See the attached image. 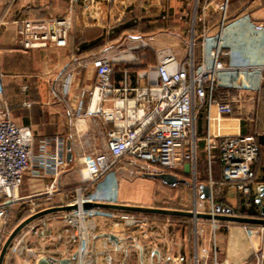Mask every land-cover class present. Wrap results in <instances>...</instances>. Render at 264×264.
I'll return each mask as SVG.
<instances>
[{
	"label": "built area",
	"instance_id": "obj_1",
	"mask_svg": "<svg viewBox=\"0 0 264 264\" xmlns=\"http://www.w3.org/2000/svg\"><path fill=\"white\" fill-rule=\"evenodd\" d=\"M228 2L225 0L220 6L222 14L214 36L206 27L205 14L210 3L203 7L198 59L193 52L195 38L188 45L186 56L181 58L170 47L154 49V35H130L119 57L113 55L110 47L87 60L75 61L77 66H91L97 79L93 86L81 89L77 105L72 107L73 130L80 148L77 156L85 176L66 194L59 191L56 182L67 167L65 140L55 136L48 148L47 140L37 139L29 126L15 123L11 106L4 98L3 74L0 73V238L11 210L23 199L32 201L27 217L52 206H76L44 215L25 226L9 245L4 264L9 256L24 253L32 256L34 264L41 257H46L49 264H60L64 258L70 259L69 264H128L134 252L143 250L141 241L148 230L167 231L171 217L168 215L161 220L157 214L85 207L87 203L118 202L105 190L95 188L99 183L104 185L113 173L129 180L156 173L185 178L184 174L191 171L194 173L191 186L195 201L203 206L208 204L205 209L198 205L193 209L215 214L213 191L217 181L213 171L218 161L220 181L235 185L248 204L261 159L258 137L261 134L255 96L243 90L232 95L221 83L222 72L228 70V51L223 40ZM72 26V11L60 16L24 18L17 22V42L24 49L64 47ZM263 28L264 22L255 24L256 30ZM192 32L195 34V20ZM119 47L121 45L116 48ZM149 48L155 51L156 62L134 70L132 67L141 63L140 58L146 57ZM74 69L65 74L62 97L71 91ZM117 71L121 73L118 80ZM235 85L239 82H231L228 87ZM258 85L254 88L256 93ZM201 112H204L205 123L200 136ZM245 121L252 124L251 131H244ZM99 122L105 127L99 133L100 150L87 152L85 145L90 141H83L81 137L87 136L92 126H98ZM37 142H41L42 149L35 160L33 149ZM201 143L206 158L204 183L211 192V197L206 199H199L201 181L197 177ZM28 171L35 176L50 173L54 178L44 192L22 197L19 190ZM262 184L264 182L256 184V194ZM208 221L211 247L200 253L196 241L195 264H219L215 233L223 221ZM197 223L194 221L195 228ZM243 226L252 241L263 236V246L255 245L253 253L254 264H262L264 226ZM49 242H60L64 246L51 250L47 246ZM183 260V256L172 259L174 264Z\"/></svg>",
	"mask_w": 264,
	"mask_h": 264
},
{
	"label": "crops",
	"instance_id": "obj_2",
	"mask_svg": "<svg viewBox=\"0 0 264 264\" xmlns=\"http://www.w3.org/2000/svg\"><path fill=\"white\" fill-rule=\"evenodd\" d=\"M132 1L134 0H78L76 2L69 0H0V73L3 74L4 98L11 106L15 123L29 126L37 139L47 140L48 148L51 147L52 139L55 136H61L65 140L67 167L56 180L61 193L66 194L85 176L84 167L77 156L80 148L76 144L77 140L75 139L77 137H75L73 130L71 112L72 107L77 105L81 89L93 86L97 79L96 72L91 66L87 68L77 66L75 61L87 60L110 47H112L110 51L114 53V46H111L114 41H110L108 44L105 40L109 32L107 30L115 25V21L119 22V18L116 19V13L125 15L132 11L131 8L134 3ZM157 1H159L158 6L161 11L160 19L167 18L169 20L173 18L172 14L174 15L176 11L174 8L175 0H167L166 3L165 0ZM224 1L198 0L194 19L195 38L198 47L203 29V22L200 19L203 15V7L207 2L210 3L205 14L206 27L209 34L214 36L218 31L221 19L220 6ZM260 8H264V0H229L228 2L227 22L223 33L224 44L228 51L226 58L228 70L222 72L220 79L224 88H228L232 95H237L241 90L252 94L253 88H256L258 83L256 72L264 68V28L262 30L255 29V24L264 22V18L253 17V14ZM69 11H72L73 14V26L66 46L24 49L18 45L17 22L19 20L60 16ZM101 42H103L102 46ZM200 53L199 47L198 54L194 53L196 59L200 57ZM177 54L181 58L186 56H181L178 52ZM73 67L75 69L71 91L67 96L62 97L65 74ZM115 75L118 80L121 73L117 71ZM231 82H239V85L229 88ZM235 107L237 108V106ZM102 128L105 127L102 122H99L98 126H92V131L87 136L81 137L83 141H90L85 145L87 152L100 150L102 139L99 133ZM243 128L244 131H251L252 124L245 121ZM68 140L72 142V160L67 159ZM41 149V142H37L33 149L35 160L40 155ZM79 164L81 168L77 171L73 170V167ZM27 176L31 177L32 182H39L41 193L54 178L50 173H41L40 176H35L30 171L26 172L24 180ZM213 176L217 181L215 185L219 187L218 193L220 194L218 195H222L230 206L237 207L241 192L235 185L220 181V165L219 168L214 165ZM205 178L206 175L201 183L206 181ZM118 179L123 180L119 178L117 173H113L111 180L114 181L115 186L110 187L107 181L102 186L99 183L98 187L95 188L105 190L109 196L118 202L138 204L129 192H124V189L116 187ZM259 182V177H257L252 185L254 198L256 196V184ZM179 185L167 186L174 188ZM188 186L192 188L191 185ZM230 188L237 191L238 195L235 201L228 197ZM191 192L193 193V190ZM199 199H201L200 196ZM148 206L166 207L150 204ZM205 206L208 205L205 204ZM168 208L190 210V208L185 209L184 207ZM157 215L161 220L168 216ZM170 217L167 231L160 230V228L148 230L147 235L141 241L143 250L134 252L128 260V264H174L172 259L179 256H183L184 260L177 262V264H195L196 239L192 228L194 220L183 216ZM183 222L190 224V230H183ZM198 226L202 228L197 239L198 249L200 253L203 249L209 251L212 235L208 219H199ZM215 235L219 264H254V247L255 245L263 246V236L260 235L252 241L247 236L243 223L223 221ZM47 246L54 250L57 246L63 248L64 244L49 242ZM16 260L17 264H34L32 256L26 253L16 257Z\"/></svg>",
	"mask_w": 264,
	"mask_h": 264
},
{
	"label": "rangeland",
	"instance_id": "obj_3",
	"mask_svg": "<svg viewBox=\"0 0 264 264\" xmlns=\"http://www.w3.org/2000/svg\"><path fill=\"white\" fill-rule=\"evenodd\" d=\"M166 1L167 0H165V3ZM132 2H134L131 8L132 11L127 12L125 15L116 13V19L119 18V22L115 21V25H112L109 30H107L109 32L105 40L108 42V44L110 41H114L112 43L114 45L111 44V46H114L113 55L119 57L121 54H123L120 51L123 52V49H125L123 48V45L126 44V41H128L127 37L130 35H154V49L159 47H170L178 52L181 56L187 54L188 45H190L192 39L196 36V34L192 32L191 27L193 20L196 17L198 0H175L174 8L176 11L174 15L172 14L173 18L169 20L167 18L163 20L160 19L161 11L160 7L158 6L159 1L157 0H134ZM253 17L263 19L264 8H260L258 11H256L253 14ZM119 45H121V47L116 48ZM193 52L195 54H198L199 52L198 42L196 40ZM140 61L141 63H138L132 67L134 70H141L147 66V64L154 63L156 61L155 51L149 48L146 51V57L140 58ZM256 74L258 75V92L256 93V89L254 88L251 90L254 96L256 94L255 99L257 102V109L260 107V113L262 116H264V70L256 72ZM200 146L201 148L197 158V177L199 181H201L205 176L206 159L205 153L202 149V144H200ZM261 157L264 165V147L262 149ZM79 168H81L80 164L74 166L73 170L77 171ZM143 177L122 181L118 179L116 182V187L119 189H124V192H129L131 197H134V201L142 205L150 204L166 207H184L185 209L190 208V210H192L196 205H198L200 209H205L204 207H206L201 205L200 202L195 201L194 195L191 192L192 188L188 185L180 184L178 187L173 188L164 185L158 179L149 177L147 175H144ZM183 177L189 181H193L194 173L188 171ZM30 178V176H27L24 180V183L20 187L19 194L22 197L26 196L27 194L30 195L40 192L41 186L39 182H32ZM107 180L110 187L115 186L113 184L114 181L111 180V177ZM237 195L236 189H229L228 197L230 200L235 201ZM31 202L32 201L29 199H23L11 210L8 217V222L4 228V234L2 238H0V251L11 231L29 214ZM182 225L181 226L183 230H190L191 228L189 227L190 224L188 222H183ZM192 228L194 229V235L197 241L198 235H200L202 228H200L198 225L197 228L192 225ZM196 229L199 230V233H197ZM16 257L18 258L16 255L9 256L7 259V264H17Z\"/></svg>",
	"mask_w": 264,
	"mask_h": 264
},
{
	"label": "water",
	"instance_id": "obj_4",
	"mask_svg": "<svg viewBox=\"0 0 264 264\" xmlns=\"http://www.w3.org/2000/svg\"><path fill=\"white\" fill-rule=\"evenodd\" d=\"M67 159H73V147L71 140L67 142ZM149 177L159 179L163 183L175 186L178 184H186L192 185V181H189L185 178H179L176 175L169 174V173H156V174H146ZM200 189V198L206 199L211 197V192L209 187L205 183H200L198 185ZM255 201L259 208V215L258 216H244V215H237L234 213L233 208L230 206H226L222 212H220L221 205L219 203H215L216 213L211 214L209 212H200L193 210H183V209H175V208H168V207H157V206H148L142 204H131V203H123V202H95V203H87L85 207H99L104 209H116V210H123V211H132V212H141V213H150V214H162V215H169V216H183L192 218L195 222L199 219H217L220 221H229V222H237L243 224H256L264 226V184L261 185L259 192L255 196ZM76 208L75 205H59V206H52L43 210H40L25 219H23L9 234L7 239L5 240L1 251H0V264L4 263L5 256L7 254V250L11 242L17 236V234L30 222L34 221L35 219L42 217L44 215L58 212V211H65L71 210ZM70 259L64 258L60 260V264H69ZM37 264H49L46 257H41L38 259ZM262 264H264V258L262 259Z\"/></svg>",
	"mask_w": 264,
	"mask_h": 264
},
{
	"label": "trees",
	"instance_id": "obj_5",
	"mask_svg": "<svg viewBox=\"0 0 264 264\" xmlns=\"http://www.w3.org/2000/svg\"><path fill=\"white\" fill-rule=\"evenodd\" d=\"M196 40V38H195ZM197 41V40H196ZM103 42H101V46H102ZM260 107H258L257 109V124H258V131L261 135H259V141L261 144V154H262V149L264 147V116H262V114L260 113ZM204 123H205V119H204V112L200 113L199 119H198V134L201 136L204 130ZM263 132V133H262ZM215 167L219 168V163L218 161L215 163ZM205 175H206V159H205ZM205 177V176H204ZM257 177H259V181L260 182H264V165L262 162V157L260 159L259 164L257 165ZM219 192V187L218 185L214 186V201L215 203H219L221 205L220 207V212H222V210L226 207V206H230L222 197V195H218L220 193ZM218 196H217V195ZM239 204L237 207H232L234 210V213L237 215H244V216H258L259 215V208L257 206V203L255 201V198L252 196L249 198L248 204L245 202L243 195H239ZM175 218L179 217V216H174ZM251 226H256V224H249Z\"/></svg>",
	"mask_w": 264,
	"mask_h": 264
},
{
	"label": "bare ground",
	"instance_id": "obj_6",
	"mask_svg": "<svg viewBox=\"0 0 264 264\" xmlns=\"http://www.w3.org/2000/svg\"><path fill=\"white\" fill-rule=\"evenodd\" d=\"M118 201V200H117ZM125 202V201H124Z\"/></svg>",
	"mask_w": 264,
	"mask_h": 264
}]
</instances>
